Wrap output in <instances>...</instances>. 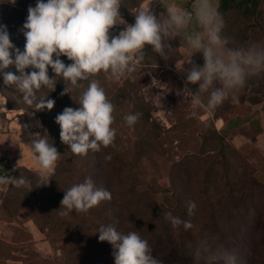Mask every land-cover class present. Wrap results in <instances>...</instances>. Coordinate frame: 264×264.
I'll use <instances>...</instances> for the list:
<instances>
[{"label":"rangeland","instance_id":"rangeland-1","mask_svg":"<svg viewBox=\"0 0 264 264\" xmlns=\"http://www.w3.org/2000/svg\"><path fill=\"white\" fill-rule=\"evenodd\" d=\"M242 1L235 0L230 11L222 12L218 9L219 0H212L224 21L221 35L229 40L228 47L231 48L247 49L256 45L264 49V0H249L248 3ZM35 5L36 0H16L15 4L0 0V25L7 26L12 43L21 51L24 50L26 42L22 29L28 15L27 9ZM168 6L194 13L195 0H121L120 14L127 24H133L135 15L140 10L152 11L159 17ZM123 27V24L114 26L111 34H118ZM186 32H202V29L193 19ZM175 38L170 41L172 47L166 49L167 60L151 51V46L146 45L144 60L126 77L116 80L103 72L94 77L104 88L106 98L114 105V122L111 127L116 130L115 138L122 139L124 147L122 151L113 146H109L110 149L108 147L110 156H119L124 162V183L122 186L114 181L111 184L115 199L126 205L131 216L125 219L128 224L124 226L123 233L126 235L129 232H137L145 240L148 237L156 240L157 238L153 237L151 231L146 233L147 229L138 225L144 226V223L157 221L159 209L165 210L161 212L163 219L167 220L166 213L171 212L181 220L190 221L196 233L209 235L204 229V223L209 218L206 213V205L209 203L205 197L206 187H210L215 198L220 199V205L226 206L223 204L227 203L230 207L235 205L237 208L240 205L239 211L244 213L246 205H242V201L248 203L250 192L259 184L264 186L260 164L254 160V150L246 145L235 146L228 135L218 128V118L228 109L209 110L195 105L188 96L177 95L178 90L184 87L185 76L176 70L175 65L183 64L188 48L183 34L180 38ZM61 59L65 64L71 63L67 57L62 56ZM193 61L202 66V55L197 53L193 56ZM31 70L26 69L27 72ZM5 71L19 75L14 66ZM49 74L52 75L51 69ZM57 81L55 91L50 92V89L44 88L37 93V98L48 96L54 100V107L37 112L23 101L19 91L14 87L5 86L0 76V99L6 100L2 95L3 91L9 93L10 102L15 108L13 113L18 114L12 116V120L17 130L27 134L28 140H31V134L39 132L43 135L45 130L49 136V128L43 124L41 115L61 131L56 123L57 115L66 107H79V104L75 105V92L61 95L65 85L59 77ZM88 84L89 81L81 83L80 95L87 89ZM158 84L165 86L161 88ZM192 88L195 91L197 86L193 85ZM156 95H159L161 101L159 106L150 103V98ZM263 98L264 71L249 76L243 88L234 96L230 95L222 104L232 105L239 99L260 101ZM206 101L205 93L202 94V102L206 104ZM137 113L140 114L137 122L132 126L127 125L125 117ZM220 132L226 138L223 154L219 151L220 142L215 139V135ZM18 139L16 135L3 131L0 126V156L13 158L12 155L19 144ZM137 144H140V147H137ZM137 157V165L132 169L130 164ZM29 158L30 167H27L41 173L42 169L36 163L34 154H29ZM212 166L217 168L211 176ZM134 176L136 178H133ZM254 182L257 185H253ZM167 189L171 193L174 192L176 197L168 196ZM138 194L142 195L140 201ZM257 194L259 196V190ZM230 196L233 197L232 200L236 199V203L229 201ZM189 201L196 204L192 215L188 213ZM21 212L23 214L25 211ZM223 217L228 219L227 214ZM7 219L9 217L5 212L0 211V264H90L82 263L75 257L68 260L64 257L71 238L69 234L47 235L29 215L23 214L13 223H9ZM226 225H229V219ZM158 230L157 224L155 232ZM221 231L228 237V229L221 228ZM209 232H212V229H209ZM248 236L264 251L262 230L249 232ZM206 245L215 253H218V248L222 250L221 246L215 245L214 240L207 241ZM152 251L153 257L156 258L153 248ZM96 264L114 263L98 258Z\"/></svg>","mask_w":264,"mask_h":264},{"label":"clouds","instance_id":"clouds-1","mask_svg":"<svg viewBox=\"0 0 264 264\" xmlns=\"http://www.w3.org/2000/svg\"><path fill=\"white\" fill-rule=\"evenodd\" d=\"M8 3L15 4L16 0H8ZM120 8L121 0H36L34 7H28L23 24L26 41L23 51L12 43L7 26L0 25V76L5 86L14 87L22 94L23 101L31 109L38 112L54 107V100L48 96L37 98V93L44 88L55 91L57 77L65 85L61 95L80 88V81H89L79 97V107H66L56 117L61 142L76 155H86L89 150L99 152L101 147L114 145L116 130L111 127L114 105L94 77L101 72L116 80L126 77L144 60L146 45L167 60L166 49L172 47L170 41L184 35L188 52L183 64L175 66L185 80L177 95L188 96L195 105L209 110L220 106L230 95L234 96L249 76L264 71V49L256 45L247 49L228 47L229 40L221 35L223 18L212 0H195L194 13L168 6L158 17L152 11L140 10L133 24H127L121 18ZM193 19L202 32H186ZM120 24L124 25L123 30L111 34L114 26ZM197 53L202 55V66L193 61ZM62 56L71 63L65 64ZM10 66H14L19 75L5 71ZM26 69L32 70L27 72ZM193 85L197 86L195 91ZM205 93L206 104L202 102ZM150 103L159 106V95L152 96ZM139 115H127V125H134ZM29 146L42 169L43 183L54 173L60 153L50 143L47 130L43 135L39 132L31 134ZM257 146L264 147V138ZM0 185L31 188L30 181L16 176H0ZM111 198L108 190L96 187L88 178L64 191L60 208L65 211L60 214L66 216L73 209L87 213ZM195 208L196 204L189 201V215ZM166 219L173 228L183 225L188 230L193 226L190 221L181 220L171 212L166 213ZM98 233L100 242L112 245L114 264H162L153 257L148 241L137 232L125 235L109 225L101 226ZM195 257L204 259L207 264L219 259H224L225 264H234L235 259L228 254L212 252L206 244H201Z\"/></svg>","mask_w":264,"mask_h":264},{"label":"trees","instance_id":"trees-1","mask_svg":"<svg viewBox=\"0 0 264 264\" xmlns=\"http://www.w3.org/2000/svg\"><path fill=\"white\" fill-rule=\"evenodd\" d=\"M248 1L243 0L242 2L248 3ZM234 2L235 0H219L218 9L222 12L230 11ZM181 35L176 36V38H180ZM82 82L84 81L79 83ZM74 92L75 105H77L79 104L80 89L77 88L70 93ZM2 95L5 96L9 109L14 110L9 93L3 91ZM230 106V103H224L215 110H227ZM4 115L3 112H0L1 117ZM40 117L43 124L49 128L50 143L60 153L55 171L46 177L42 183L41 173L35 172L24 165L13 167L9 174L27 179L31 182V188L9 185L5 192L0 193V211H4L9 217L7 219L9 223L17 221V218L24 214L31 216L47 235L65 236L69 234L71 238L64 255L67 260L75 257L82 263L96 264L98 258H104L106 261L114 263L112 245L106 241H99L98 229L101 226L111 225L118 232L124 234L123 228L128 224L125 219L131 218L126 205L115 199L114 190L111 186L113 181L118 183L119 186L124 183V176H122L123 159L119 156H110L108 152L110 147L109 149L108 147H101L99 152L89 150L86 155L72 153L70 148L61 142L60 131L57 127L50 123L44 115ZM215 139L220 142L219 151L223 154L226 147L224 134L222 132L216 134ZM121 142V138H115L113 148L122 151L124 147ZM139 145L137 144V147H140ZM108 156L111 159H106ZM136 160H138V157L130 164L132 169L137 165ZM3 161L4 158L0 156V165L3 168L0 171V176L6 174L5 171L9 165V161L2 164ZM211 168L210 174L212 176L215 174L217 167L212 166ZM133 172L135 171L133 170ZM135 176L133 178H136ZM88 178L93 180L96 187L108 190L112 196L111 200L102 201L98 206L89 209L87 213L77 212L73 209L68 215L62 216L60 213L65 209L60 208V206L64 191L73 185L84 182ZM48 180L50 182L46 185ZM261 180L264 181V178L261 177ZM252 184L255 185L256 183ZM257 190H259V196ZM166 194L172 198L176 197V194L171 193L169 189L166 190ZM249 195L252 196L251 199ZM249 195L247 197L248 203L242 201V205H246V211L240 213V205H238V208L235 205L230 207L227 203L223 204L226 206H222L220 205V199H216L215 194L211 192V188H205L206 201L209 202L206 205V213L209 218L204 223V229L210 236L206 233H196L194 228L185 230L183 225L173 228L170 221L163 219L161 213L165 211L163 209H159V212H157V221L144 223V226L138 225V227H145L144 229H147L146 233L151 231L153 237L157 238L156 240L148 237L147 241L151 250L153 248L155 251L156 259L162 261V264H207L204 259L197 260L195 253L201 244H206L209 240H214L215 245L221 246L224 250L218 248L220 255L233 256L235 258L234 264H264V251L248 236L249 232L260 230L264 232V186L259 184ZM232 198L230 196L229 201ZM141 199L142 195L138 194V200ZM232 202L236 203V199L234 198ZM21 210L25 212L22 214ZM219 212L221 213L218 215ZM224 214H227L229 225H226L228 219L223 217ZM157 224L159 230L155 232ZM221 228L228 229V237L224 235ZM209 229H212V232H209ZM219 260L218 263L213 264H225L224 259Z\"/></svg>","mask_w":264,"mask_h":264},{"label":"crops","instance_id":"crops-1","mask_svg":"<svg viewBox=\"0 0 264 264\" xmlns=\"http://www.w3.org/2000/svg\"><path fill=\"white\" fill-rule=\"evenodd\" d=\"M0 112L5 114L3 117L0 116V126L3 131L19 138V144L12 155L13 158L3 156L4 160L9 161L4 176H11L9 174L12 170L9 169L11 167L17 165L30 167L29 154H33L29 146L31 140L27 139V134L25 135L22 130L16 129L12 116L18 114L9 109L6 100L0 99ZM218 128L228 135L235 146L246 145L254 150L256 155L254 160L260 164L259 170L264 178V147L257 146L261 142V138H264V98L260 101L235 100L234 104L218 118ZM2 169V165H0V171ZM8 187L0 185V193L5 192Z\"/></svg>","mask_w":264,"mask_h":264}]
</instances>
